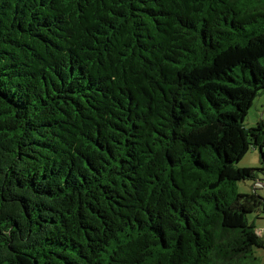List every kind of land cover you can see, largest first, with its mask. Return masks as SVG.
I'll return each instance as SVG.
<instances>
[{
  "label": "trees",
  "instance_id": "1",
  "mask_svg": "<svg viewBox=\"0 0 264 264\" xmlns=\"http://www.w3.org/2000/svg\"><path fill=\"white\" fill-rule=\"evenodd\" d=\"M263 93L264 0H0V264H264Z\"/></svg>",
  "mask_w": 264,
  "mask_h": 264
},
{
  "label": "rangeland",
  "instance_id": "2",
  "mask_svg": "<svg viewBox=\"0 0 264 264\" xmlns=\"http://www.w3.org/2000/svg\"><path fill=\"white\" fill-rule=\"evenodd\" d=\"M261 119L264 120V93L256 98L248 116L245 119V124L247 127L256 125ZM262 165L261 156L258 150H250L244 158L239 162L241 167H260ZM252 185L251 182L246 184H240V190L246 191ZM258 186H261L264 189V183H259ZM260 191L264 193V190ZM258 227V232L264 237V219H255Z\"/></svg>",
  "mask_w": 264,
  "mask_h": 264
}]
</instances>
